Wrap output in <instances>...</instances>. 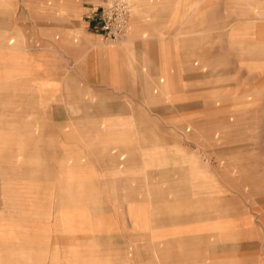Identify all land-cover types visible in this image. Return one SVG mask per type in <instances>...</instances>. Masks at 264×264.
Returning a JSON list of instances; mask_svg holds the SVG:
<instances>
[{"label":"rangeland","instance_id":"rangeland-1","mask_svg":"<svg viewBox=\"0 0 264 264\" xmlns=\"http://www.w3.org/2000/svg\"><path fill=\"white\" fill-rule=\"evenodd\" d=\"M94 1H56L62 12L57 19L71 23L73 47H82L86 38V7L92 10L86 14L89 29L110 43L124 42L134 19L158 30L168 75L154 78L151 109L158 116L153 124L174 130L172 136L165 134L172 145L164 161L183 156L184 162L197 160L196 166L209 164L215 180L201 183H214L217 192H104L90 177L89 192H71L70 200L64 201L62 192L25 196L29 218L15 233L46 239L52 260L40 264L83 263L55 260L68 247L72 257L146 253L152 264L165 263L160 254L167 256V264H264V37L240 34L246 28L255 33L264 24V5L259 0H167L161 7L160 2L143 6L141 0ZM47 8L29 12L25 23H46ZM88 137L89 147L97 144ZM153 149L162 150L159 145ZM108 154L110 148L101 145L89 148L88 159ZM100 167L89 163L88 170ZM64 204L71 210L65 212L70 228L68 221L63 225ZM246 220L253 228L241 227Z\"/></svg>","mask_w":264,"mask_h":264},{"label":"crops","instance_id":"crops-1","mask_svg":"<svg viewBox=\"0 0 264 264\" xmlns=\"http://www.w3.org/2000/svg\"><path fill=\"white\" fill-rule=\"evenodd\" d=\"M56 1L0 0V36L8 37L0 40V264L52 260L47 258L51 254L44 237L27 239L14 231L17 226L22 231L29 218L24 216L22 200L32 192L36 198L62 192L63 200H70L71 192H89L90 177L104 192H217L214 183H201L215 178L209 164L196 166L197 160L184 162L183 156L176 162L164 161L172 145L165 134L174 130L153 124L158 116L151 109L158 83L154 78L168 75V66H162L164 41L156 37L158 30L134 19L127 39L110 43L89 29L86 14L92 10L86 7V38L82 47L75 48L70 21L61 24L57 19L62 12ZM149 2L168 4L141 0L146 7ZM258 3L264 5V0ZM44 5L50 15L42 19L46 23L36 27L25 23L29 12L39 14ZM246 29L240 33L244 37H264V24L255 33ZM88 134L95 147H109L112 154L90 162L89 148L95 147H89ZM155 145L162 150L153 151ZM180 149L183 153V145ZM89 163L101 167L89 172ZM64 208L63 225L68 221L70 228L65 212L71 210L66 204ZM246 223L241 227L253 228L250 221ZM64 239L71 244V237ZM68 249L66 255L55 254V260L152 264V255L146 253H82L73 258L72 248ZM160 255L167 264V256Z\"/></svg>","mask_w":264,"mask_h":264},{"label":"built area","instance_id":"built-area-1","mask_svg":"<svg viewBox=\"0 0 264 264\" xmlns=\"http://www.w3.org/2000/svg\"><path fill=\"white\" fill-rule=\"evenodd\" d=\"M120 16H121V15L116 14V19H117V21L119 20Z\"/></svg>","mask_w":264,"mask_h":264}]
</instances>
